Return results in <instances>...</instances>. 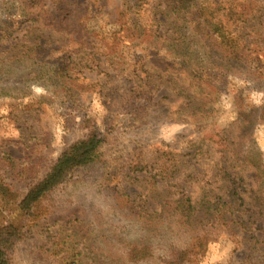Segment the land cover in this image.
Returning a JSON list of instances; mask_svg holds the SVG:
<instances>
[{"label": "rangeland", "instance_id": "obj_1", "mask_svg": "<svg viewBox=\"0 0 264 264\" xmlns=\"http://www.w3.org/2000/svg\"><path fill=\"white\" fill-rule=\"evenodd\" d=\"M64 1L79 10L87 6V0ZM135 1L99 0L97 7L104 10L95 27L102 25L109 35L118 27V22L108 23L111 14ZM139 1L167 22L166 0ZM52 2L0 0V178L20 200L60 153L92 128L105 139L107 163L80 171L43 197L29 215L0 206V223L24 231L54 217L49 227L53 236L33 226L17 246L13 264H64L65 252L60 251L66 236L77 244L78 264H159L179 233L168 230L167 221L146 231L133 218V198L136 203L143 198L152 210L182 193L199 201L207 191H226L225 172L243 178L240 219L256 239L234 223L197 255L191 240L185 264H264V123L257 119L264 110V55L258 62L251 54L262 77L198 69L192 62L202 56V42L190 41L176 54L171 47L149 46L152 40L142 35L121 45V57L111 63L95 51L99 45L106 49L99 40L83 43L72 25L55 29L43 24L38 7ZM47 7L54 14L60 10L54 4ZM167 28L161 23L159 31ZM71 61L76 66L67 74L78 79L77 88L59 76ZM137 87L149 93L150 101L133 99ZM190 140L202 147L195 156ZM166 147L177 152L175 172L161 173L150 190L153 167L166 162L157 150ZM139 154L148 171H133ZM70 212L78 223H65ZM142 244L151 256L136 261L134 249Z\"/></svg>", "mask_w": 264, "mask_h": 264}, {"label": "trees", "instance_id": "obj_2", "mask_svg": "<svg viewBox=\"0 0 264 264\" xmlns=\"http://www.w3.org/2000/svg\"><path fill=\"white\" fill-rule=\"evenodd\" d=\"M98 1L87 0V6L82 10L70 3L65 4L64 0H54L51 4L42 3L38 7L42 8L38 18L46 27L55 29L72 25L75 29L73 31L77 33L76 40L79 39L83 43L93 42V39L99 40L106 49L103 50L99 45L95 51L101 50L111 63L121 57V45H128L133 40L146 35L152 40L148 42L149 46L171 47V52L176 54H179L178 51L184 46L187 48L190 41L202 42L199 46L200 49L203 48L202 56L200 55L196 62H192L198 69L220 70L231 74L247 71L250 75L258 77L263 75L258 70L260 66L253 65L251 54L255 53V59L262 62L259 55H264V0H210L206 3L198 0H166L165 9L169 8V13H165L167 22L157 17L159 12L143 8L142 3L137 0L134 4L124 5L122 10L119 8L117 10L120 11L111 14L112 20L108 19L110 21L108 23L118 22V27L109 35L104 34L102 25L95 27L97 22L95 18L104 10L97 7ZM160 3V1L157 2L156 7ZM53 4L56 7L60 6V10L55 14L50 11L51 8L47 7ZM187 10L191 15H188ZM190 17L191 21L188 20ZM192 22H194L193 32L190 29ZM161 23L168 24L169 28L159 31ZM184 53L179 56L184 58ZM89 55L95 60L92 52ZM85 63L87 65L88 61ZM71 65L76 66L74 61H71L63 68V75L59 76L69 82L70 87L77 88L76 85H80L78 79L67 74V71H71ZM133 99L150 101L151 96L149 93H143L141 87H137ZM257 119L264 123V110L257 113ZM189 142L191 155L195 156L202 151L198 143L192 140ZM104 143V137L92 128L86 137L68 145L50 164L46 174L30 185L20 200H17L16 194L0 178V206L14 208L24 215L31 214L43 197L65 185L80 171L106 164L102 150ZM157 151L166 162L157 167L158 171L153 167L155 173L150 176V190L157 185V178L161 176V173H169L170 176L174 174L178 160L177 152L171 147ZM147 166L148 164L139 154L133 162V171H148ZM224 177L227 180V189L224 193L207 191L199 201H193L191 195L182 193L177 198L164 200L157 210H152L146 206L143 198L138 200L140 203H136V198H133L131 205L133 218L144 225L146 231L158 225L160 221L163 223L167 221L168 230L179 233L177 240L172 241L165 249L167 254L159 264H185L187 248L191 240L192 246L198 249L195 254L197 255L204 250L206 244L217 239L222 233L230 231L234 223L241 225L246 236L256 239L248 232L245 222L240 219V213L244 212L245 207L242 196L243 178L236 172H225ZM63 218L69 219L65 222L66 224L78 223L76 214L73 212L66 214ZM52 220L54 217L33 226L39 227V233L52 237V232L49 230ZM149 221L151 224H148ZM33 226L24 231L22 227H17L11 222L0 223V264H13L17 246L25 239ZM68 237L61 239L63 250L60 252H65L64 264H78L81 261L80 251H76V242L72 240V237ZM69 251L71 255L68 254ZM150 256L151 251L146 244L134 249L133 259L136 261L147 260Z\"/></svg>", "mask_w": 264, "mask_h": 264}]
</instances>
